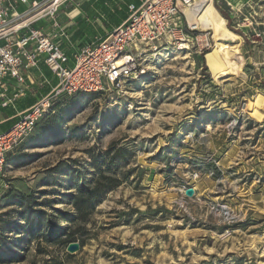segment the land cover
<instances>
[{"label":"rangeland","instance_id":"obj_1","mask_svg":"<svg viewBox=\"0 0 264 264\" xmlns=\"http://www.w3.org/2000/svg\"><path fill=\"white\" fill-rule=\"evenodd\" d=\"M212 3L237 41L198 29V42L147 58L136 76L58 97L10 150L0 214L22 223L16 194L49 199L47 222L79 229V249L2 230L0 264H264V0ZM117 148L128 154L102 169L121 184L71 226L54 209L74 215V183L52 169L72 162L90 179V154Z\"/></svg>","mask_w":264,"mask_h":264},{"label":"built area","instance_id":"obj_2","mask_svg":"<svg viewBox=\"0 0 264 264\" xmlns=\"http://www.w3.org/2000/svg\"><path fill=\"white\" fill-rule=\"evenodd\" d=\"M67 1L70 0L32 2L28 11L18 15L14 3L27 0H0V98H5L7 79L23 83L22 69L35 67L40 60L58 78L47 95L0 133V185L7 153L33 131L55 99L62 95L99 93L136 76L147 58L169 47L189 48L193 40H199L198 29L188 23L183 11L185 5L197 7L194 0H140L138 5L127 6V18L105 37L81 46L69 67L68 57L59 44L31 26L46 16L54 17ZM204 40L201 49H208L210 43ZM6 102L7 99L3 100L4 105Z\"/></svg>","mask_w":264,"mask_h":264},{"label":"crops","instance_id":"obj_3","mask_svg":"<svg viewBox=\"0 0 264 264\" xmlns=\"http://www.w3.org/2000/svg\"><path fill=\"white\" fill-rule=\"evenodd\" d=\"M41 1L15 2V13H25L32 2ZM139 3L140 0H70L58 8L54 17L46 16L31 26L39 28L59 44L68 57L69 66L73 65V55L81 46L105 37L127 18V6ZM85 5H88V8H84ZM111 15H114V18ZM21 73L24 82L7 79L5 98H0V133L8 130L22 112L40 101L58 82V78L42 60L35 67L22 69ZM1 99H7L6 105Z\"/></svg>","mask_w":264,"mask_h":264},{"label":"trees","instance_id":"obj_4","mask_svg":"<svg viewBox=\"0 0 264 264\" xmlns=\"http://www.w3.org/2000/svg\"><path fill=\"white\" fill-rule=\"evenodd\" d=\"M204 51L203 53H205ZM17 121V120H16ZM15 121V122H16ZM10 152V151H9ZM8 152V153H9ZM8 153L6 158L8 157ZM128 154V151L124 148H117L113 154H110V149L103 153L90 154V164L93 169L96 170L94 176L90 179H85L80 171L73 167L72 162L61 161L58 163L52 171H59L67 175V179L74 183L73 190L64 194L67 204L71 207L74 215L54 209L59 212L65 222L76 226L82 227L84 223L89 220L91 212L94 206L103 195L118 185L121 184V179L115 175L106 174L102 168H110L116 160L124 158ZM107 158V160H106ZM18 159H14L16 161ZM13 161V162H14ZM112 169V168H111ZM83 177V178H82ZM55 182V181H53ZM43 185H56L58 183H51L49 177L43 180ZM43 190L37 191L42 193ZM19 206L18 217L22 220V223L16 221H8L7 218H3V213L0 214V243L2 242V230H23L28 236L36 237L48 244H64L72 241L71 237L77 233V230L72 232H64L55 227H50L47 222V213L44 209V205L51 206V200L44 199L39 201L34 193L30 194H16L14 196ZM13 253V252H12Z\"/></svg>","mask_w":264,"mask_h":264},{"label":"bare ground","instance_id":"obj_5","mask_svg":"<svg viewBox=\"0 0 264 264\" xmlns=\"http://www.w3.org/2000/svg\"><path fill=\"white\" fill-rule=\"evenodd\" d=\"M197 7L185 5L183 11L188 23L195 29L211 30L215 42L228 44L237 41L239 36L226 27L225 19L222 18L214 7L212 0H194ZM206 36V35H205ZM184 46L183 49H187Z\"/></svg>","mask_w":264,"mask_h":264},{"label":"water","instance_id":"obj_6","mask_svg":"<svg viewBox=\"0 0 264 264\" xmlns=\"http://www.w3.org/2000/svg\"><path fill=\"white\" fill-rule=\"evenodd\" d=\"M184 193L186 196H192L193 189L191 187H188L184 190ZM67 251L70 253H73L79 249V244L77 242H71L67 245Z\"/></svg>","mask_w":264,"mask_h":264}]
</instances>
